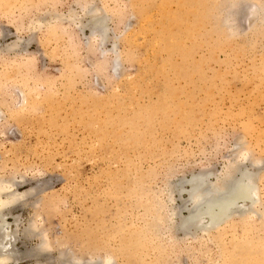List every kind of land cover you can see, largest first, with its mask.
Instances as JSON below:
<instances>
[{
  "label": "rangeland",
  "instance_id": "obj_1",
  "mask_svg": "<svg viewBox=\"0 0 264 264\" xmlns=\"http://www.w3.org/2000/svg\"><path fill=\"white\" fill-rule=\"evenodd\" d=\"M231 165L252 213L175 230L186 181ZM0 181L7 264H264V0H0Z\"/></svg>",
  "mask_w": 264,
  "mask_h": 264
},
{
  "label": "bare ground",
  "instance_id": "obj_2",
  "mask_svg": "<svg viewBox=\"0 0 264 264\" xmlns=\"http://www.w3.org/2000/svg\"><path fill=\"white\" fill-rule=\"evenodd\" d=\"M97 10L98 9L93 10L88 8V13H90L91 16L89 19L90 21L88 20L87 23L89 22L90 25L92 32L91 37L93 34V36H96L95 38L98 37L99 39L101 37L100 39L103 40L106 33V23L104 17L98 12L99 10ZM57 17L55 16V18ZM70 19L73 20L72 18ZM82 25L84 26V23ZM11 49L12 48H10V50ZM240 167L241 166L231 165L229 172L221 178H217L215 181L208 180L209 175H211L210 172H208V174L202 172L195 175L193 174V176L186 181L189 183V188L187 189L188 197L187 200L185 198V200H183V202H189V204L186 205L182 202L184 205L182 206L181 203L180 207L182 208L180 209L178 206V209L180 210L177 211L178 213L176 212L177 214H180L179 211L183 210L184 208L188 211V214L181 217V214L177 215L175 213V215L173 213L175 211L170 210L172 212L171 216H173V214L174 216H179L178 221L176 224H174L175 226L173 228L177 227L186 233L190 227H194L195 229L199 230H205L218 226L221 222L225 221L234 214L243 215L244 212L252 213L254 207L259 202V192L255 180L257 173L249 169L247 166H243L242 168ZM235 173H237V176H235ZM183 180H181L182 182L180 181L181 183L179 182L180 184L178 183V192L186 190L182 187ZM13 186V182L7 184L3 181H0V264H7L11 260H17L15 257V250L13 249L16 241V234L14 231H8L9 222H7L4 218L6 212L9 211L11 206H13L22 195V193L15 191ZM175 205L177 207V204ZM171 207L173 208V206ZM175 210H177V208ZM168 215H170V213ZM205 217L208 218L206 223L203 222ZM165 218L167 219V217ZM173 221L174 220H172V223H174ZM168 222L165 223L168 224ZM46 241L47 240H42V243L40 244L42 247L40 248L41 252L50 250L51 248L50 242ZM41 252L39 254H41ZM58 256L59 259H57V264L84 263V261L82 262L81 258L68 255V253L60 254ZM111 262V256L97 257V259H95L94 256H90V258L87 260V263L90 264H111Z\"/></svg>",
  "mask_w": 264,
  "mask_h": 264
}]
</instances>
